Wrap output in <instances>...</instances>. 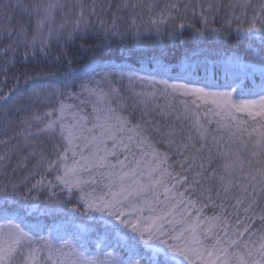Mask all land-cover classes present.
<instances>
[{
	"label": "snow or ice",
	"instance_id": "snow-or-ice-1",
	"mask_svg": "<svg viewBox=\"0 0 264 264\" xmlns=\"http://www.w3.org/2000/svg\"><path fill=\"white\" fill-rule=\"evenodd\" d=\"M186 29L258 59L114 62ZM0 221V264H264V0H0Z\"/></svg>",
	"mask_w": 264,
	"mask_h": 264
},
{
	"label": "trees",
	"instance_id": "trees-1",
	"mask_svg": "<svg viewBox=\"0 0 264 264\" xmlns=\"http://www.w3.org/2000/svg\"><path fill=\"white\" fill-rule=\"evenodd\" d=\"M158 2L163 3V0H158ZM214 26H221V17L219 15L216 18ZM146 44L147 46L145 50H132L130 52H126L123 56L121 55V51L119 49H115L113 54L114 62L120 63L124 60L133 66H137V62L141 59V57L146 59L152 55H159L161 51H163L166 61L174 66L177 65L186 55H192L194 52L200 59L207 58L209 62L213 59L223 58L226 54H236L245 61L253 63L258 59V57L254 54V50L259 44V41L257 40L255 43H252L248 37L243 35L237 36L234 31L231 35L222 34L220 36L199 38L195 36L191 29H186L183 36L176 38L175 40L167 37L166 35L161 38L152 36L147 39ZM217 75L221 79L223 78L222 71L219 68L217 69ZM8 83H12L11 78H9ZM245 83L247 86H251L253 83L259 85V75L257 74L255 80L249 77ZM72 90L77 91L78 86ZM88 111H90V106ZM24 174L25 173L23 171L18 173V175ZM69 212H71V206H69ZM2 222L3 221H0V223ZM47 222H50V219Z\"/></svg>",
	"mask_w": 264,
	"mask_h": 264
},
{
	"label": "rangeland",
	"instance_id": "rangeland-1",
	"mask_svg": "<svg viewBox=\"0 0 264 264\" xmlns=\"http://www.w3.org/2000/svg\"><path fill=\"white\" fill-rule=\"evenodd\" d=\"M225 2H227V0H225ZM247 62V61H246ZM209 63H211V62H209ZM248 63H250V62H248Z\"/></svg>",
	"mask_w": 264,
	"mask_h": 264
}]
</instances>
